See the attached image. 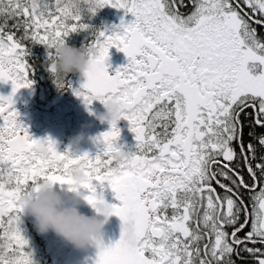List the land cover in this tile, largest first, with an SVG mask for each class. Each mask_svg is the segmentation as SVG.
Returning a JSON list of instances; mask_svg holds the SVG:
<instances>
[{"label":"snow or ice","instance_id":"6c2138e0","mask_svg":"<svg viewBox=\"0 0 264 264\" xmlns=\"http://www.w3.org/2000/svg\"><path fill=\"white\" fill-rule=\"evenodd\" d=\"M105 6L135 19L93 29L97 51L79 88L55 83L88 106L122 105L137 143L119 165L116 122L94 138L104 146L96 155L61 152L51 137L34 138L14 107L15 94L34 83L32 46H46L45 67L54 72L55 47L89 29L83 16ZM0 16V81L13 85L0 95V264H36L19 201L41 180L83 190L91 205L103 197L98 187L110 185L119 201L111 203L112 215L133 223L137 242L126 243L123 227L115 243L97 238L94 264H235L241 251L264 264V249L249 247L264 245V162L253 167L256 149L244 145L240 122L251 108L264 127V37L257 27L264 28V0H0ZM10 18L22 35L5 31ZM113 47L128 58L114 73L107 63ZM258 142L264 147V136ZM234 143L251 185L231 167ZM75 168L86 175L79 184Z\"/></svg>","mask_w":264,"mask_h":264},{"label":"flooded vegetation","instance_id":"af4514ba","mask_svg":"<svg viewBox=\"0 0 264 264\" xmlns=\"http://www.w3.org/2000/svg\"><path fill=\"white\" fill-rule=\"evenodd\" d=\"M189 9H181V11H188ZM258 27V33L264 37V28ZM123 57L126 58V54L123 53ZM48 60V58H46ZM108 63V61H107ZM110 72L114 73V69L109 68ZM77 74L73 76V80H64L62 82L67 85L68 81H71L72 87L79 88L81 85L76 81ZM42 79L35 81L30 87L33 90L36 89L33 94L31 91L25 93V88L22 89V96L20 99H15L14 107L19 111L20 116L19 119L24 123L27 122L31 125L28 126L30 133L35 136L39 133V138H47L51 137L54 141L57 142V148L59 151L63 152L70 147V141L72 137L77 134L84 132L85 140L82 142V148L84 151L90 152L93 156L102 150L104 147L103 144H98L95 142L96 137L100 136L101 133L110 129L111 125L108 122L101 123L96 119L94 115L90 114L89 107L96 112H103L105 110L103 103L100 100H96L93 102L91 106H88L84 103L83 98L76 100L73 105H69L61 109L58 108L59 105H63V101L67 98V95L64 96L66 91L70 88L65 86L64 88H60L55 83V79ZM57 96H59L57 98ZM68 99V98H67ZM53 102V103H52ZM68 102L64 104L66 106ZM37 112V113H36ZM47 114H52V118H47ZM57 116V117H56ZM37 121V124L35 123ZM240 122L242 124V139L245 146L250 142L247 139V134L249 133L248 129H244L243 126L245 124H254L255 127H258L260 130L256 129L258 135L263 134L264 127L257 126L254 122V114L251 108L247 109L245 113H242L240 116ZM117 126L121 129V135L119 140L117 141L119 146H123L126 150L135 151L136 143L135 134L131 131L130 122L127 119L122 118ZM38 138V139H39ZM252 143V142H251ZM256 149V152L261 153L260 156H256L255 160H252L251 163L255 168V165L260 162H264L261 158L264 157V147L260 144L252 143ZM233 147L237 151V159L232 163L231 167L240 170L241 174L245 177V180L251 185L252 180L249 177V174L246 170L245 162L239 156L240 148L237 144H233ZM256 155V153H255ZM257 175L260 173L257 171ZM97 184L99 182H96ZM58 188H66L68 185H60L57 183ZM100 188V189H99ZM97 190L98 193H102L106 200L110 203H119L116 199L115 193L111 189L110 185L107 182L104 183L103 187H99ZM217 191L223 195V190L217 187ZM258 191V189H257ZM73 195L72 192H68L65 194L66 199H69L71 203L70 197ZM251 193L248 191L243 192V198L246 203H250L249 196ZM78 206L81 210H90L92 207L83 200L79 201ZM95 210L91 215H95ZM243 221V216H241V222ZM229 232L233 229L228 228ZM250 230V226L246 227L243 231H241L238 235L243 237L247 231ZM68 246L69 256L67 260L63 264H94L97 249L96 247L89 248L88 250H81L75 248L73 245L66 242ZM249 247H259L264 248L262 244H249ZM49 248L47 251H50ZM235 264H256L255 257L249 255L247 252L241 251L240 256L232 257Z\"/></svg>","mask_w":264,"mask_h":264},{"label":"clouds","instance_id":"9594fccd","mask_svg":"<svg viewBox=\"0 0 264 264\" xmlns=\"http://www.w3.org/2000/svg\"><path fill=\"white\" fill-rule=\"evenodd\" d=\"M96 48L91 41L80 47L67 42L58 44L54 49L55 71L51 72L53 79L61 81L69 80V73H76L82 76L88 72L91 62L96 54ZM111 52V50H110ZM105 110L96 112L89 110L101 123H118L123 118V108L117 102L103 104ZM85 133L81 132L72 137L70 148L74 152H82V142L85 140ZM129 156V150L121 148L114 152L113 159L119 165ZM74 181L79 184L86 179L83 169L75 168L71 171ZM57 183L51 180H41L38 183V190L35 193L26 192L20 197V205L23 213L34 218V226L41 235L52 231L63 240L77 249L88 250L95 247L97 238L101 237L103 230L111 219V203L106 198L98 197L94 205L87 202V193L83 190H70L73 195L66 199L62 191H58ZM86 201L94 210L95 215H88L81 211L79 201ZM125 240L130 246L136 244L135 226L131 221L122 224Z\"/></svg>","mask_w":264,"mask_h":264},{"label":"rangeland","instance_id":"374dc122","mask_svg":"<svg viewBox=\"0 0 264 264\" xmlns=\"http://www.w3.org/2000/svg\"><path fill=\"white\" fill-rule=\"evenodd\" d=\"M120 13V11L118 9H115L114 12ZM98 12L100 15H103V8L99 9L97 11L96 16H85L83 18H86L88 20H90L91 22H94L98 19V17L102 18V16L98 15ZM111 12H109V10H106V14H105V18H109ZM121 14V13H120ZM123 15V16H122ZM120 18H118L117 20L113 21V24L110 26L109 30L112 28V26L114 25H119L121 20L123 19L125 22H131L135 19V17L132 15V13H128L127 15L122 14ZM128 62V58H124L123 54L121 51H119L117 48L113 47L111 49V55H110V59L108 60V64L111 65V69H116L118 67H120L121 65H125ZM110 70V69H109ZM49 77H52V73L45 71L44 72V76L48 75ZM73 80V78L71 79ZM74 88V87H72ZM36 89L33 87L32 89H30V87L25 88V93H28L31 91V94L34 93ZM67 95V98L63 101V105H59L58 108L60 107L61 109H63V107L66 109L69 107V105H73V103L76 100L81 99L82 97L77 96L71 89H68L66 91V93L64 94V96ZM59 96H57L58 98ZM68 102V104L66 106H64V104ZM53 103V102H52ZM37 113V112H36ZM53 115L52 114H47V118H52ZM57 117V116H56ZM35 123L37 124V121L35 120ZM25 125L29 126L31 125V123H27L24 122ZM32 126V125H31ZM34 138H39V133H37L35 136H33ZM99 188V187H98ZM100 189V188H99ZM97 189V190H99ZM58 191H62L64 194H68V192H71L69 190V187L64 188H58ZM82 212L91 215L92 212L94 211L93 208H91L90 210H81ZM34 218L31 217L30 215L27 214H22L21 216V228L24 231V234L26 236V238L29 241V245L28 248L30 249V251L33 254V258L35 256H37V251H42L43 255H41L43 261L45 260H52L54 262V264H63L66 260L67 257L69 256V251H68V246L66 245V243L64 242V240L57 236L54 232L50 231L47 234H39L36 230V228H32L35 227L34 226ZM29 225H31L32 227H28ZM37 238V239H36ZM49 248H51L50 251H47ZM264 249V248H263ZM40 259V258H39Z\"/></svg>","mask_w":264,"mask_h":264},{"label":"trees","instance_id":"16d2710c","mask_svg":"<svg viewBox=\"0 0 264 264\" xmlns=\"http://www.w3.org/2000/svg\"><path fill=\"white\" fill-rule=\"evenodd\" d=\"M109 10L110 15L109 18H105V14H106V10ZM115 9L118 8H114L112 6H105L103 7V15H100L98 12L99 16H102V18L98 17V19L94 22H91L90 20L83 18L84 22L89 24L91 27L87 30H82L76 33H72L67 37V42L71 45H75L77 47L82 46L85 43H89L93 36H92V31L93 29H103V28H110V26L113 24V21L117 20L118 18L122 17L125 13V11L123 9H118L120 11V13H118V11L114 12ZM97 12L94 15L91 16H96ZM122 15V16H121ZM85 16H89V15H84ZM0 23H3V17L0 16ZM15 23L14 19H9L8 20V27L5 28L6 32L9 31H16L17 36L22 35L23 34V29H20L19 31H17L16 29L12 28V25ZM28 44L29 47H31V41H27L26 42ZM46 58H48V52H47V48L44 45L41 44H34L32 46V56L29 59V63L32 64L36 71L32 77V79H34L35 81L38 80H42V79H52L51 77H49V74L44 76V72L48 71L47 68L45 67V64L48 60H46ZM50 72V71H48ZM75 75V73H69L68 74V79L71 80L73 78V76ZM246 122H244L243 128L244 129H248L249 133L247 134V139L248 141L252 142V143H257L259 145V138L261 136H264V130H263V134L262 135H258V132L256 131V129L260 130L258 127H255L254 124L250 123V124H245ZM261 153L256 152V156H260ZM28 227H32L31 225H29ZM35 228V227H32ZM37 239V238H36ZM43 255L42 251H37V256H35L33 259L36 262V264H54V262L52 260H45L43 261L41 255ZM44 256V255H43ZM40 258V259H39Z\"/></svg>","mask_w":264,"mask_h":264},{"label":"water","instance_id":"95a60500","mask_svg":"<svg viewBox=\"0 0 264 264\" xmlns=\"http://www.w3.org/2000/svg\"><path fill=\"white\" fill-rule=\"evenodd\" d=\"M86 80V77L77 74L76 81L80 85ZM12 82L8 81L7 83L0 81V95H8L12 92ZM22 96V89H20L16 94L14 99H20ZM122 220L120 217L113 215L111 219L106 224L101 237L106 245L115 243L120 239L122 234Z\"/></svg>","mask_w":264,"mask_h":264}]
</instances>
